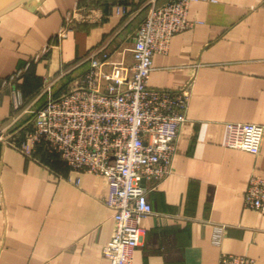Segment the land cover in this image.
Returning a JSON list of instances; mask_svg holds the SVG:
<instances>
[{
  "label": "crops",
  "instance_id": "crops-1",
  "mask_svg": "<svg viewBox=\"0 0 264 264\" xmlns=\"http://www.w3.org/2000/svg\"><path fill=\"white\" fill-rule=\"evenodd\" d=\"M150 2L16 0L0 10V136L20 144L34 112L75 85L92 54L131 67ZM187 18L201 24L153 57L148 85L191 83L190 98L171 175L144 182L152 214L133 263L219 264L233 254L264 264V216L243 202L250 177H264V136L257 155L224 145L227 124L264 127V0H199ZM0 188V264H108L114 221L103 179L44 146L27 155L0 142Z\"/></svg>",
  "mask_w": 264,
  "mask_h": 264
},
{
  "label": "built area",
  "instance_id": "built-area-1",
  "mask_svg": "<svg viewBox=\"0 0 264 264\" xmlns=\"http://www.w3.org/2000/svg\"><path fill=\"white\" fill-rule=\"evenodd\" d=\"M197 1L158 4L151 0L130 49L131 67L92 54L87 58L89 68L78 82L59 96H50L34 112L32 130L20 144L0 136L1 143L27 155L44 146L71 169L106 182L104 204L114 221L113 237L102 250L108 264H134V252L143 237L141 224L152 214L143 181L156 186L172 173L191 83L178 90H158L151 88L148 80L154 55L166 53L176 34L201 24L187 18L191 3ZM127 11L124 6L114 10L118 16ZM15 102L20 106L17 91ZM263 136L261 125L227 124L224 145L257 155ZM243 202L244 207L264 216V177H250ZM2 203L0 188V207ZM222 230L215 229L214 244L220 243ZM219 264H255V260L223 254Z\"/></svg>",
  "mask_w": 264,
  "mask_h": 264
},
{
  "label": "water",
  "instance_id": "water-1",
  "mask_svg": "<svg viewBox=\"0 0 264 264\" xmlns=\"http://www.w3.org/2000/svg\"><path fill=\"white\" fill-rule=\"evenodd\" d=\"M16 0H0V10L8 6L9 4L15 2ZM144 184V181H143Z\"/></svg>",
  "mask_w": 264,
  "mask_h": 264
},
{
  "label": "rangeland",
  "instance_id": "rangeland-1",
  "mask_svg": "<svg viewBox=\"0 0 264 264\" xmlns=\"http://www.w3.org/2000/svg\"><path fill=\"white\" fill-rule=\"evenodd\" d=\"M20 1H22V0H20Z\"/></svg>",
  "mask_w": 264,
  "mask_h": 264
}]
</instances>
